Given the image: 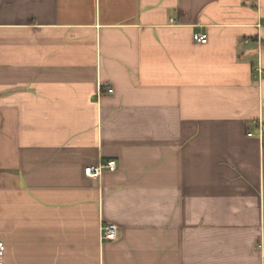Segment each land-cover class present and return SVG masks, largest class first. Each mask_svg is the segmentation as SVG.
I'll return each instance as SVG.
<instances>
[{"label": "crops", "instance_id": "obj_1", "mask_svg": "<svg viewBox=\"0 0 264 264\" xmlns=\"http://www.w3.org/2000/svg\"><path fill=\"white\" fill-rule=\"evenodd\" d=\"M258 68L264 0H0L4 264H264Z\"/></svg>", "mask_w": 264, "mask_h": 264}, {"label": "built area", "instance_id": "obj_2", "mask_svg": "<svg viewBox=\"0 0 264 264\" xmlns=\"http://www.w3.org/2000/svg\"><path fill=\"white\" fill-rule=\"evenodd\" d=\"M194 40L197 43L206 44L208 42V39L205 35L202 34H196L194 35ZM258 44H261L260 39L256 41ZM253 43V40L248 39L245 40V44H251ZM257 74L259 75L260 79L264 80V69L258 68ZM108 93L112 94L113 90L109 89ZM249 137H252V133H249ZM116 163L114 161L108 162L103 165H99L97 167H88L85 169V175L87 177L92 178H99L102 175V172L104 170H110V171H116ZM120 237V231L119 227L116 225H104L101 228V240L104 242H114L117 241ZM4 253H5V245L3 243H0V264H4Z\"/></svg>", "mask_w": 264, "mask_h": 264}]
</instances>
